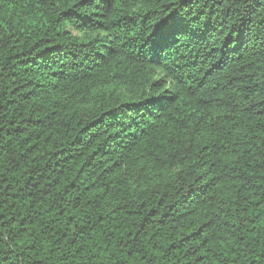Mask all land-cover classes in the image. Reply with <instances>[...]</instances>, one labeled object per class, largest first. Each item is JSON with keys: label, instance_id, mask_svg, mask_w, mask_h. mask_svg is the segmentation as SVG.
I'll list each match as a JSON object with an SVG mask.
<instances>
[{"label": "trees", "instance_id": "1", "mask_svg": "<svg viewBox=\"0 0 264 264\" xmlns=\"http://www.w3.org/2000/svg\"><path fill=\"white\" fill-rule=\"evenodd\" d=\"M0 264H264V0H0Z\"/></svg>", "mask_w": 264, "mask_h": 264}]
</instances>
